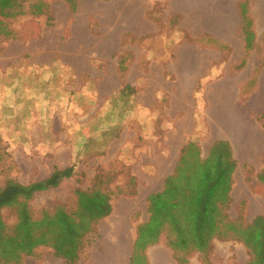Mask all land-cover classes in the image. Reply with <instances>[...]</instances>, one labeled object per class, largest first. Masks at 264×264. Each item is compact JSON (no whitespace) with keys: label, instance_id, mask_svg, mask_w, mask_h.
Returning a JSON list of instances; mask_svg holds the SVG:
<instances>
[{"label":"rangeland","instance_id":"374dc122","mask_svg":"<svg viewBox=\"0 0 264 264\" xmlns=\"http://www.w3.org/2000/svg\"><path fill=\"white\" fill-rule=\"evenodd\" d=\"M166 1L0 0V188L74 166L71 178L28 203L34 218L56 206L73 211L76 190L111 194L112 212L76 264H113L116 253L129 254L148 219L147 196L161 191L190 141L202 157L214 141L229 142L237 167L227 215L246 224L264 217V0H251L258 34L248 55L238 31L229 46L215 43L199 61L168 67L166 43L189 36L167 18ZM127 53L121 78L116 61ZM14 66L21 81H13ZM0 215L11 230L15 212ZM212 248L211 264L249 260L233 240H214ZM146 254L148 264H177L165 234ZM21 264L65 263L40 247ZM188 264L203 263L194 255Z\"/></svg>","mask_w":264,"mask_h":264},{"label":"trees","instance_id":"16d2710c","mask_svg":"<svg viewBox=\"0 0 264 264\" xmlns=\"http://www.w3.org/2000/svg\"><path fill=\"white\" fill-rule=\"evenodd\" d=\"M248 4L246 0L238 6L245 55L256 45ZM262 42L264 45V33ZM125 55L128 60L117 58L121 78L132 60V55ZM236 167L229 142L214 141L205 157L196 143L188 142L180 150L173 172L164 179L161 191L146 198L148 219L136 228L128 264H148L146 251L157 245L163 234L177 264H188L194 255L203 264H211L208 256L214 240L241 243L249 256L246 264H264V217L258 215L246 224L241 217L230 219L227 215ZM73 172L74 166L53 167L44 180L26 185L7 180L0 188V212L10 209L16 215L11 230L0 215V264H21L24 257L34 256L40 247L48 249L65 264L79 261L83 248L89 243L87 237L94 234L98 222L112 212L110 192L97 188L76 190L77 203L73 211L56 206L51 211L43 210L36 218L28 205L37 193L57 188L71 178Z\"/></svg>","mask_w":264,"mask_h":264},{"label":"crops","instance_id":"0c3cea01","mask_svg":"<svg viewBox=\"0 0 264 264\" xmlns=\"http://www.w3.org/2000/svg\"><path fill=\"white\" fill-rule=\"evenodd\" d=\"M244 1L246 0H167L164 11L167 18L176 17L178 20L177 26L180 28L179 30L187 34L191 41L181 43L169 41L168 44L166 43L165 47L173 50L172 60H170L166 66L168 67L169 65L174 64V61H182L183 59L190 62L199 61V58L203 57L199 52H213L214 42L229 46L231 44L232 36L240 31L241 15L238 6ZM248 2L249 15L252 19V30L255 36H257L258 32L255 16L250 14L253 12V10H250L251 0ZM81 3H83V1ZM107 18L110 20L116 19L118 18V14L117 12H108ZM106 34L107 33L105 32V35ZM130 34L137 37L134 33ZM122 38L123 34L120 39H117L116 43H118V45L122 43ZM110 49L113 50L115 47L111 45ZM52 64L53 62L50 66H52ZM50 66H47V68ZM8 68L11 69V67ZM13 70V81H21L22 71H18L15 66ZM9 72L11 73V71ZM7 73L6 67V70L3 72L4 77L6 78L8 76ZM4 90L6 91V88H4ZM131 251L132 245L127 256L123 254V252L116 253L113 264H122L124 262L125 264H128Z\"/></svg>","mask_w":264,"mask_h":264},{"label":"built area","instance_id":"2783aa9c","mask_svg":"<svg viewBox=\"0 0 264 264\" xmlns=\"http://www.w3.org/2000/svg\"><path fill=\"white\" fill-rule=\"evenodd\" d=\"M159 1H165V0H159Z\"/></svg>","mask_w":264,"mask_h":264},{"label":"bare ground","instance_id":"6f19581e","mask_svg":"<svg viewBox=\"0 0 264 264\" xmlns=\"http://www.w3.org/2000/svg\"><path fill=\"white\" fill-rule=\"evenodd\" d=\"M260 97V96H259ZM259 97H257V98H259ZM264 99V98H263Z\"/></svg>","mask_w":264,"mask_h":264}]
</instances>
